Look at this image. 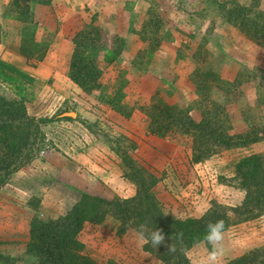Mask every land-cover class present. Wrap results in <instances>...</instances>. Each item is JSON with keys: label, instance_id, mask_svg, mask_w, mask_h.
<instances>
[{"label": "rangeland", "instance_id": "1", "mask_svg": "<svg viewBox=\"0 0 264 264\" xmlns=\"http://www.w3.org/2000/svg\"><path fill=\"white\" fill-rule=\"evenodd\" d=\"M9 1L0 0V62L35 81H23L22 93L21 82L0 79V94L6 91L12 96H26L27 112L32 116L51 117L67 110V116L74 120L44 127L46 141L51 143L49 149L17 171L0 191V254L16 259L15 264H24L30 220L65 215L82 192L106 199L134 195L135 187L123 179L121 161L106 143L107 136L123 134L137 144L133 156L161 178L154 192L169 214L182 219L200 217L212 201L227 207L242 201L243 191L228 185L234 164L241 157L264 154V141L247 148L222 150L194 164L192 137L179 131L164 139L148 134V119L138 108L150 104L146 97L149 82L156 84L151 94L158 93L164 102L179 107L193 105L195 86L190 77L197 63L191 57L200 43L205 44L206 52L199 63L201 69L211 66L225 81L232 82L242 66L256 67L264 73V47L228 24L212 0H201L194 6L188 0H52L51 8L35 11L36 27L23 24L15 14L3 18ZM240 2L249 4L250 0ZM150 7L161 15L164 24L161 34L167 37L165 53L158 54L157 59L156 53L148 54L142 63L134 64L139 39L127 32L130 25L138 27L147 18ZM257 9L264 12V0L259 1ZM95 14L108 47H114L109 42L118 36L126 44L116 60L107 52L98 59L97 66L103 71L101 81L108 97L123 87L122 104L134 108L129 119L99 103L97 94L83 93L67 77L75 19L89 23ZM24 35L40 44L29 61L19 53ZM178 48L185 57L176 60ZM40 49L45 50L43 60L38 58ZM13 75L19 76L17 72ZM255 86L258 84L254 80L243 84L233 104L228 105L229 135L245 133L252 125L264 128V90L258 94ZM212 92L214 99L222 102L217 90ZM71 113L74 115H68ZM83 121L98 124L89 131ZM31 200L38 201L37 209L28 205ZM116 230L113 219L100 225L85 224L78 235L80 257L95 264H108L110 260L118 264H162L143 250L144 242L136 233L129 229L118 236ZM223 244L221 264L263 247L264 215L229 227ZM210 247L203 241L187 251L190 264H200Z\"/></svg>", "mask_w": 264, "mask_h": 264}, {"label": "trees", "instance_id": "2", "mask_svg": "<svg viewBox=\"0 0 264 264\" xmlns=\"http://www.w3.org/2000/svg\"><path fill=\"white\" fill-rule=\"evenodd\" d=\"M199 1L201 0H188V4L194 6ZM212 1L217 5L220 16L228 24L257 46L264 47V12L257 9L260 0H250L249 4H242L240 0H226L223 3ZM36 6L51 8L52 0H10L3 10L2 17L15 14L23 24L36 27L38 21L35 11L39 10ZM146 12L147 18L138 27L130 25L127 32L139 39L136 46L138 53L135 56L137 60H134V64L137 61L142 63L148 54L156 53L154 58L157 59V55L164 51V42L167 40V37L161 34L164 26L161 15L152 7ZM75 27L76 32L71 38L73 49L67 70L68 79L86 95L97 94L96 100L99 103L107 105L120 116L129 119L134 108L129 109L122 104L125 95L123 87L108 97L101 81L103 71L97 66L98 59L103 58L107 52L116 60L121 50L126 47L124 39L118 36L109 42L114 47H108L103 29L97 24L96 14L91 17L89 23H83L82 18H76ZM202 41L204 42L205 38ZM39 45L24 35L19 53L29 61ZM204 45L200 43L191 57L197 63L190 77L195 86L193 105L179 107L164 102L158 93L151 94L154 84L149 82L150 89L146 91V97L150 99V104L147 107H138L148 119V134L164 139L179 131L182 135L192 137L191 162L194 164L202 163L222 150L247 148L264 141V128L260 129L253 125L245 133L236 135L227 133L230 129L228 105L235 101L233 97L238 89L251 80L258 84V87L255 86L256 93L264 90L263 71L256 67L242 66L232 82L225 81L211 66L201 69L199 63L206 55ZM44 52L45 50L40 49L38 56L40 60L44 59ZM184 57L183 50L178 48L176 60ZM0 67V79L4 81H18L21 82L20 86L23 81L30 83L35 81V78L23 71H16L4 62H0ZM15 72L19 76H14ZM23 86L19 92L23 93ZM215 89L222 96L220 103L213 97L212 91ZM2 94H0V191L17 171L49 149L51 143L46 141L44 127L60 121L74 120L67 116V110H62L51 117L32 116L27 112L26 96L18 94L20 96L18 97L15 93L12 96L6 91ZM82 124L87 130L92 131V127H96L98 122L88 124L83 121ZM106 143L120 159L122 177L134 185V195L128 198L114 195L111 199H106L82 192L79 200L65 215L47 220L33 217L28 229L29 240L24 254L27 261L24 264H95L89 262L87 258L80 257L79 249L82 248V244L78 241V235L85 224L100 225L107 219H113L117 224L118 236L145 222H149L153 228L162 229L165 242L157 248L144 243L143 250L152 254L162 264H190L186 253L204 241L209 221L224 220L226 231L231 226L264 215V154L244 156L234 164V174L228 185L243 191V199L238 205L227 207L212 201L209 209L200 217L182 219L167 213L156 197L154 189L161 178L157 177L150 167L134 158L133 153L138 149L137 144L123 134L115 138L107 136ZM28 205L33 209L39 206L37 200H31ZM181 233L183 241L176 240V252H169V246L173 243L171 238L178 237ZM15 263L16 259L0 254V264ZM108 264L118 263L110 260ZM225 264H264V246L251 249Z\"/></svg>", "mask_w": 264, "mask_h": 264}, {"label": "clouds", "instance_id": "3", "mask_svg": "<svg viewBox=\"0 0 264 264\" xmlns=\"http://www.w3.org/2000/svg\"><path fill=\"white\" fill-rule=\"evenodd\" d=\"M207 231L204 235V241L210 245V250L207 256L202 258L200 264H221L225 256L224 237H225V222L224 220H217L215 222L209 221L207 224ZM130 231L136 233L138 240L145 244H150L153 248L159 247L165 242V235L162 229L151 227L149 222L141 223ZM173 243L169 246V252H176L175 241H183V234L178 237H172Z\"/></svg>", "mask_w": 264, "mask_h": 264}, {"label": "crops", "instance_id": "4", "mask_svg": "<svg viewBox=\"0 0 264 264\" xmlns=\"http://www.w3.org/2000/svg\"><path fill=\"white\" fill-rule=\"evenodd\" d=\"M38 8H39V9H42V8H44V7L36 6V9H38ZM165 47H167V46H165ZM163 53H165V50L163 51ZM155 85H156V84H155ZM155 85L153 86V89L156 87ZM141 95H142V94H141ZM142 96H143V95H142Z\"/></svg>", "mask_w": 264, "mask_h": 264}, {"label": "water", "instance_id": "5", "mask_svg": "<svg viewBox=\"0 0 264 264\" xmlns=\"http://www.w3.org/2000/svg\"><path fill=\"white\" fill-rule=\"evenodd\" d=\"M68 115H70V116H73V115H74V113H71V114H68Z\"/></svg>", "mask_w": 264, "mask_h": 264}]
</instances>
